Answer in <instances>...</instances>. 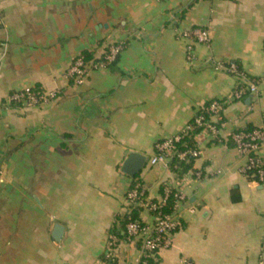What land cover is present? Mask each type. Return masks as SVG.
I'll return each mask as SVG.
<instances>
[{
    "label": "crops",
    "instance_id": "crops-1",
    "mask_svg": "<svg viewBox=\"0 0 264 264\" xmlns=\"http://www.w3.org/2000/svg\"><path fill=\"white\" fill-rule=\"evenodd\" d=\"M192 28L207 29L209 44L181 38ZM118 43V57L81 86L67 80L77 55L95 61ZM217 62H235L256 93L227 102L238 79ZM27 87L57 98L8 106ZM211 100L225 102L221 125L194 136L189 169L150 165L155 145ZM263 126L264 0H0V264H104L118 232L115 264H140L121 226L136 181L154 202L166 187L184 196L158 264L264 261V183L241 173L246 158L230 139ZM130 154L144 159L134 177L122 171ZM138 218L154 221L142 209Z\"/></svg>",
    "mask_w": 264,
    "mask_h": 264
},
{
    "label": "built area",
    "instance_id": "built-area-1",
    "mask_svg": "<svg viewBox=\"0 0 264 264\" xmlns=\"http://www.w3.org/2000/svg\"><path fill=\"white\" fill-rule=\"evenodd\" d=\"M167 1V0H160ZM181 38L193 43L208 45L210 33L204 28H192L184 31ZM123 50V44H113L108 46L98 60L86 62L84 57L77 55L66 70L65 76L74 86H81L92 68L104 67L113 62ZM187 60H193L192 46H187ZM217 70H224L228 74L238 79V84L234 88L227 102L237 101L243 98L246 93L255 94L257 91L254 82H248L245 74L239 69L235 62H217ZM57 98L56 92H46L39 87H27L12 92L8 97V106L16 108H35L52 102ZM225 102L222 100H211L207 102L205 109L200 108L198 113L185 128L178 134L166 138L155 145V153L149 160L150 165L161 164L166 166L174 157L177 161L188 162L199 156L196 148L178 150L177 144L183 137L192 133L195 129L208 131L216 135L218 127L210 119H215L221 125V111ZM208 115V118L205 117ZM219 125V126H220ZM233 147L237 149L245 158L246 164L242 167L241 173L246 178H253L257 183H264V154L260 155L264 149V126L253 128L249 132L237 131L231 134ZM197 178L200 173H196ZM172 194L170 188H164L162 197L154 202L148 200L145 195L143 185L136 181L126 193L125 200L129 208L139 207L152 215V224H143L139 221H132L126 224L124 236L127 241H134L138 244L141 253L140 264H158L157 253L162 249H167L172 245V239L177 230L182 226L179 210L184 201V196L180 192L173 193V205L168 213H162L161 209L166 206L169 196ZM118 244V236L114 233L108 234L107 244L104 252V264H115V249ZM264 251V241L262 243ZM182 264H194L189 259H184ZM258 264H264L261 259Z\"/></svg>",
    "mask_w": 264,
    "mask_h": 264
},
{
    "label": "trees",
    "instance_id": "trees-1",
    "mask_svg": "<svg viewBox=\"0 0 264 264\" xmlns=\"http://www.w3.org/2000/svg\"><path fill=\"white\" fill-rule=\"evenodd\" d=\"M81 55L84 57L86 62H89V59H90V55L89 54H85L84 53V54H81ZM206 106H207V103H205L203 105V109H205ZM205 117L208 118V115L205 114ZM219 125H220L219 123H215L216 127H219ZM252 129L249 128V129L244 130V131L245 132H249ZM199 132H200V128H197L192 133H190V134L186 135L185 137H183L181 142L179 144H177L178 150H183V149H186V148L193 149L194 148V136L196 134H198ZM190 162H191V160H189L188 162H180V161H177L173 157L171 162H170V165L171 166H176V168L178 169L177 170L178 175H181V174L185 173L189 169ZM249 180H253V178H249ZM172 194L169 196L166 206L161 209L162 213H168L171 210V206L173 205V195ZM140 210H141V208H139V207H131L129 209V211L123 216V218L121 220V226L123 227V236H124V229H125V226H126L127 223L132 222V221H139L140 222V220L138 218ZM114 234H116L117 236L119 235V237H122V236H120V232L114 233Z\"/></svg>",
    "mask_w": 264,
    "mask_h": 264
},
{
    "label": "water",
    "instance_id": "water-1",
    "mask_svg": "<svg viewBox=\"0 0 264 264\" xmlns=\"http://www.w3.org/2000/svg\"><path fill=\"white\" fill-rule=\"evenodd\" d=\"M143 162L144 159L141 156L137 154H130L122 166V171L127 175L134 177L141 169ZM60 229H61L60 226H57L55 228V231L57 232V236L54 235V238L56 240H58Z\"/></svg>",
    "mask_w": 264,
    "mask_h": 264
}]
</instances>
